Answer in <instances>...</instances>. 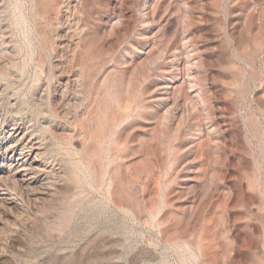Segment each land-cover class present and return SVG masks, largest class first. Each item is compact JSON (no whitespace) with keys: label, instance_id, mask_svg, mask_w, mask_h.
<instances>
[{"label":"rangeland","instance_id":"374dc122","mask_svg":"<svg viewBox=\"0 0 264 264\" xmlns=\"http://www.w3.org/2000/svg\"><path fill=\"white\" fill-rule=\"evenodd\" d=\"M143 1L0 0V146L18 123L41 163L0 173V264H264V0H161L141 24ZM174 33L197 41L202 111L223 120L193 179L176 171L199 123L169 131L139 95L158 76L150 46ZM122 70L119 107H143L114 128Z\"/></svg>","mask_w":264,"mask_h":264},{"label":"bare ground","instance_id":"6f19581e","mask_svg":"<svg viewBox=\"0 0 264 264\" xmlns=\"http://www.w3.org/2000/svg\"><path fill=\"white\" fill-rule=\"evenodd\" d=\"M160 9L161 0H144L138 12V21L141 24L153 21L154 18L159 15ZM164 12L162 16L166 18V22L170 21L172 14H168L167 10ZM181 17L177 19L183 22L187 15L182 14ZM186 36L188 35L174 33L164 41H159L157 44H152L150 46L151 48L149 50H151L153 67L156 68L158 76L156 79L154 78L155 80L150 81L149 86L142 89L139 95L142 96L146 94V96L149 97V101L157 102L159 107L161 106L164 108V110L162 109L163 116L168 114L172 115V120L168 122H165V120L160 117L161 125L167 130L173 126L176 130L177 128L179 129L180 126L182 127L187 124L186 121L190 118L195 119L196 122L199 123L196 129L198 133H193L192 137L187 135L189 136L188 140L184 141L180 146L181 151L184 152L186 157L182 159L181 162L177 163L179 166L176 171V174L180 171L186 172L183 179H193V176L190 174L193 172L196 164V154L200 152L204 153L208 149L214 147H219L221 140L217 133V127L220 126L223 120L212 110H208L206 113L202 111L205 96L200 88L201 71L199 67L203 62V55L201 56L197 41L186 38ZM156 46L157 48H155ZM126 71H111L108 80L107 90L109 101L111 105H116L119 108L116 110L112 108L109 115L114 128L121 126V124L127 120H135L136 115H139L140 108L143 107L142 103H137L128 111H124L119 107L120 98L122 96L121 86L125 79ZM145 77L146 74L140 72L139 75H136L133 82L137 84L140 80H144ZM132 91L133 89H127L125 93H127V96L131 97L133 96ZM203 115H206L209 121L206 127L205 125L202 126V120L204 121ZM175 126H177V128ZM204 127L209 130L208 132L216 135L215 140L203 139L201 137L204 136L202 135ZM7 132L8 138L12 140H6L4 146H0V173H6L18 182H23L25 177H31L33 179V175L36 170L41 167V163H38L32 155L30 150L32 146L30 143L31 141L26 142L25 140V142H23L25 131H23L22 126L18 123L10 125ZM149 150L155 153L152 149ZM18 171H21V174H19ZM198 209L199 206H196V208L190 211L189 215L191 216L197 213ZM156 214H158V212ZM160 218L162 222H164L169 217L162 215Z\"/></svg>","mask_w":264,"mask_h":264}]
</instances>
